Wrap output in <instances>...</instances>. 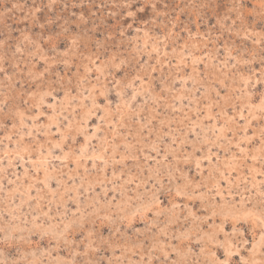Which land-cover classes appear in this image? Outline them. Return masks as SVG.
I'll use <instances>...</instances> for the list:
<instances>
[{
	"label": "rangeland",
	"instance_id": "obj_1",
	"mask_svg": "<svg viewBox=\"0 0 264 264\" xmlns=\"http://www.w3.org/2000/svg\"><path fill=\"white\" fill-rule=\"evenodd\" d=\"M0 264H264V0H0Z\"/></svg>",
	"mask_w": 264,
	"mask_h": 264
}]
</instances>
